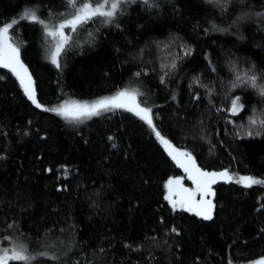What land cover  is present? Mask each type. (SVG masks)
<instances>
[{
    "label": "trees",
    "instance_id": "16d2710c",
    "mask_svg": "<svg viewBox=\"0 0 264 264\" xmlns=\"http://www.w3.org/2000/svg\"><path fill=\"white\" fill-rule=\"evenodd\" d=\"M25 9L52 21L72 10L68 0H0V27L17 21L12 36L42 103L138 89L161 132L201 167L264 178V96L231 87L237 69L264 82V0H230L223 11L213 0L133 1L112 23L80 26L59 68ZM236 95L245 107L232 115ZM170 176L183 173L134 113L66 120L36 108L0 67V240L26 243L31 264H246L264 254V185L218 182L206 220L165 200Z\"/></svg>",
    "mask_w": 264,
    "mask_h": 264
},
{
    "label": "snow or ice",
    "instance_id": "6c2138e0",
    "mask_svg": "<svg viewBox=\"0 0 264 264\" xmlns=\"http://www.w3.org/2000/svg\"><path fill=\"white\" fill-rule=\"evenodd\" d=\"M216 7L223 11L230 0H213ZM128 0H68V5L72 11L68 12L63 18L56 21L51 19H44L37 14L36 11L25 9L23 11V19L32 22H38L43 26V31L47 37L51 38L52 47L50 50L51 62L59 68L61 66L60 56L65 46L71 40L69 32H76L78 27L86 24L94 18H102V23H112L117 17L118 13L123 11L124 4ZM145 4H149V0H145ZM256 15H264V12H258ZM17 21L15 19L10 22L3 23L0 27V65L5 69H9L11 73L19 81L20 87L28 100L38 109H45L49 112L56 113L69 121L82 122L90 119L93 116H100L104 112L115 111L117 109L127 110L134 113L141 120L145 121L160 144L163 145L168 156L187 173V178L192 181L194 187H187L184 183L183 176H170L165 187L167 193L165 200H167L173 209L186 210L190 213H195L197 216L204 219L211 220L213 215L214 203L212 197L215 195V189L212 187L218 180L232 181L233 174L229 172L228 168H223L219 171L209 170L206 167H201L196 157L185 147H177L167 135L163 134L154 122V113L152 108L146 104L141 103L138 99V89L120 88L111 95L100 96L92 101L87 100H64L55 106H48L41 102L37 95V84L28 66L24 63L20 56V48L15 44L10 35V29L13 28ZM66 29L69 32H66ZM187 54V49L185 50ZM172 68L176 67L175 61L171 64ZM147 72L148 69L142 70ZM212 71H216L213 67ZM251 73V74H250ZM141 71L135 72V76L140 77ZM165 72L160 76L161 82H164ZM199 83V81H197ZM247 85L258 91L261 96H264V82L258 81V77L253 69L245 70L243 72L238 69L235 72V81L231 84L232 88L237 85ZM207 87V86H205ZM209 93L212 89H208ZM245 105L242 102L240 95H236L230 99V107L226 109L227 112L233 115L239 113L244 109ZM217 112L221 108L216 109ZM231 119V117H226ZM251 123H257L255 119L249 117ZM235 123V121H233ZM259 124L264 127V119L259 121ZM245 135H259L260 132H253L246 130ZM51 171V169H49ZM236 182L245 187H252L253 185H264V178L253 175H236ZM261 207H264L262 205ZM171 231L176 232L178 229L173 227ZM11 241L13 238L8 237ZM103 251V249H101ZM36 253L30 252L26 243L19 241L11 243L8 247L0 248V264H12V262H23V264H31ZM38 255L46 256L48 252H41ZM53 259H56L53 256ZM247 264H264V254L248 260Z\"/></svg>",
    "mask_w": 264,
    "mask_h": 264
},
{
    "label": "rangeland",
    "instance_id": "374dc122",
    "mask_svg": "<svg viewBox=\"0 0 264 264\" xmlns=\"http://www.w3.org/2000/svg\"><path fill=\"white\" fill-rule=\"evenodd\" d=\"M133 1H145V0H128V3H130V2H133ZM127 4V3H126ZM126 4H124V6L126 5ZM72 10V9H71ZM97 18H99V17H97ZM102 19V18H101ZM55 21V20H54ZM79 28V27H78ZM66 32H69V30L68 29H66ZM73 33L74 32H69V34L72 36L73 35ZM10 35H11V37H12V40H13V42L15 43V44H17V46H18V43L14 40V38H13V36H12V32H11V29H10ZM48 40H49V42H50V44H51V47H52V42H51V38L50 37H48ZM19 47V46H18ZM0 67H2L3 68V66L2 65H0ZM7 70H9V69H7ZM10 71V70H9ZM11 72V71H10ZM13 74V73H12ZM14 75V74H13ZM15 76V75H14ZM16 78V77H15ZM17 79V78H16ZM17 81H18V79H17ZM19 82V81H18ZM123 110V109H122ZM243 110V109H242ZM241 110V111H242ZM240 111V112H241ZM239 112V113H240ZM239 113H237V114H235V115H238ZM232 114V113H231ZM233 115V114H232ZM178 166V165H177ZM181 169V168H180ZM181 171H182V173H183V177H184V180H183V183L187 186V187H194V185H193V183H192V181L191 180H189L188 178H187V173H185L184 171H183V169H181ZM233 181H235L236 182V177H234V179H233ZM218 182H220V180H218L215 184H213V188H214V186L218 183ZM166 193H167V189H166ZM214 198V196L212 197V199ZM168 202V201H167ZM169 203V202H168ZM214 203V202H213ZM170 204V203H169ZM171 205V204H170ZM172 207V206H171ZM174 210H179V211H181V209H174ZM182 211H185V212H187L186 210H182ZM188 213H190V212H188ZM191 214H194V215H196L195 213H191ZM213 215H214V209H213ZM213 215H212V217H213ZM197 216V215H196ZM198 217H200V216H198ZM200 218H203V217H200ZM204 219V218H203ZM207 220V219H206ZM11 244V242H6V241H4V240H0V248H3V247H8L9 245ZM247 264V263H246Z\"/></svg>",
    "mask_w": 264,
    "mask_h": 264
},
{
    "label": "water",
    "instance_id": "95a60500",
    "mask_svg": "<svg viewBox=\"0 0 264 264\" xmlns=\"http://www.w3.org/2000/svg\"><path fill=\"white\" fill-rule=\"evenodd\" d=\"M221 182H223V183H228L229 181H222V180H220Z\"/></svg>",
    "mask_w": 264,
    "mask_h": 264
}]
</instances>
